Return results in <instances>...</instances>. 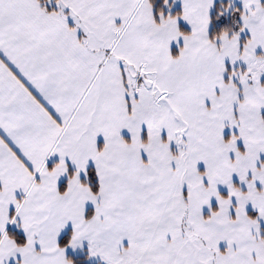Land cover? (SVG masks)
Instances as JSON below:
<instances>
[{"label":"snow or ice","instance_id":"obj_1","mask_svg":"<svg viewBox=\"0 0 264 264\" xmlns=\"http://www.w3.org/2000/svg\"><path fill=\"white\" fill-rule=\"evenodd\" d=\"M0 264H264V0H0Z\"/></svg>","mask_w":264,"mask_h":264}]
</instances>
